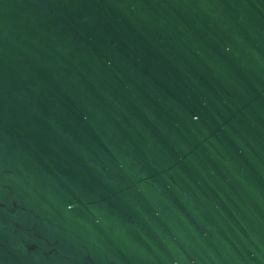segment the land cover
Returning <instances> with one entry per match:
<instances>
[{
  "label": "water",
  "instance_id": "obj_1",
  "mask_svg": "<svg viewBox=\"0 0 264 264\" xmlns=\"http://www.w3.org/2000/svg\"><path fill=\"white\" fill-rule=\"evenodd\" d=\"M0 264H264V0H0Z\"/></svg>",
  "mask_w": 264,
  "mask_h": 264
}]
</instances>
